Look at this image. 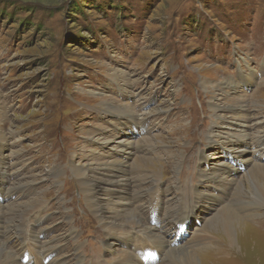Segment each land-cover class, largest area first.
<instances>
[{
	"label": "rangeland",
	"instance_id": "rangeland-1",
	"mask_svg": "<svg viewBox=\"0 0 264 264\" xmlns=\"http://www.w3.org/2000/svg\"><path fill=\"white\" fill-rule=\"evenodd\" d=\"M229 77L238 85L225 87ZM212 102L225 117H250L245 148L264 163V0H0V160L9 174L4 185L0 175V188H12L8 196L0 191V243L13 251L16 264H29L17 258L26 257L24 245L42 229L40 244L60 245L45 264H76L77 256L82 264H92L89 256L105 264L112 257L104 249L106 233L72 165L94 167L92 174L105 180V154L127 155L115 151L118 138L134 144L135 157L146 158L140 167H124L130 179L122 182L128 184L122 199H130L141 224L172 236L175 219L190 212L195 190L218 193L199 179L200 168L208 172L230 156L220 149L223 156L198 163L213 149L203 136ZM108 103L115 112L105 111ZM235 169L229 178L239 181L220 193L224 201L201 199L175 237V245L207 257L205 264H264V206L254 209L258 216L242 207L253 201L251 180L264 187V176L249 177L244 165ZM227 202L243 217L233 253L220 228L207 224ZM41 205L38 224L34 206ZM68 225L75 232L65 240ZM123 228L118 238L132 231ZM196 233L208 239L193 241ZM112 240L114 249L122 247Z\"/></svg>",
	"mask_w": 264,
	"mask_h": 264
},
{
	"label": "bare ground",
	"instance_id": "bare-ground-1",
	"mask_svg": "<svg viewBox=\"0 0 264 264\" xmlns=\"http://www.w3.org/2000/svg\"><path fill=\"white\" fill-rule=\"evenodd\" d=\"M112 75L114 76L113 73ZM225 80L226 81L224 82V84L225 87L227 88L231 86L234 87L235 84L238 85L237 81H234L233 78L231 77ZM202 82L204 83L205 86L210 87L213 90L214 86L212 84L211 85L208 84L209 81L208 82L202 81ZM215 86L217 85L215 84ZM224 93H226V91ZM238 96L240 97V95ZM238 96L236 95L233 99L237 100ZM106 102L107 101H104L103 103ZM107 105L108 107L105 110L106 112L113 113L116 111L114 106L110 105L109 103ZM208 106H209L208 108L214 113L213 114L214 121L212 118L208 121L209 124L207 125V128L203 130V136L205 137L206 143L209 144V146H212L213 149L209 151V154L205 156L200 155L198 158L199 161L198 163L206 164L209 161L208 157L216 158L217 156H223L220 153V149H225L227 152H229V155L232 156L233 159L237 158V160L230 161L231 160L229 158L230 156H226V161L219 162L215 168L210 169V171L208 172L206 171L205 168H200L199 179H201V181L203 182H212L213 183L212 188L214 187L218 191V193L212 194L209 193L208 190L207 191L205 190L201 191L200 189L195 190L194 199L191 203V208H190L191 210L189 213H192L193 210H195V208L200 204L201 202L200 200L206 197L213 199L215 202H219V203L223 202L224 199L222 198L220 193L225 194L226 192H228L227 189L230 186H232L233 183L239 181L237 177L229 178L230 172L231 173L236 172L237 169L235 168L238 165H244L245 166L244 171L247 170L246 174L249 175V177L251 178L253 173L254 174L257 173L261 176H264V163L260 162L259 157L256 158L252 157L248 152V150H246L245 148L246 146L245 137L251 132V131L248 132L249 130L248 127H250V123L248 122V120L250 117H247L242 112H235L233 113V115H230L229 117H225V115L216 113L217 111H219V109H222V107H220V105L217 104L216 102L209 103ZM123 110H127V108H123ZM238 110H241L240 107ZM219 124H224V126L220 127ZM218 128H225V129H218ZM117 129L119 130L120 127L119 128L115 126L113 127V130H116V134L119 132L117 131ZM232 138L237 139L238 143L232 141ZM128 141L132 142L133 140H128ZM239 141H241L242 143H239ZM114 143H116V145L114 146L116 149L115 151L120 153L127 150L126 152H124V154L127 153V155L125 157H120V159H117L116 153H114L113 156H110L109 154H105L107 158H103L104 160L102 159V161L100 162L101 174H104L107 177L105 180H104V176L102 175L97 174L99 175L97 176L95 173L96 175L95 176L94 174H92L94 167H89V166L87 167L85 165H80V164L72 165L73 166L72 169L75 173V176L77 177V180L80 186L82 187L83 196H84L83 198L85 202H87V206L89 210L98 220V222L103 226V229L106 233L104 237L106 238L107 242L105 244L106 246L104 249L105 251L110 252L112 254V257L103 259V262L105 264H156L158 262L161 263L164 260V258L165 260L168 259L167 264H205L206 262L205 260L209 261L207 257H204V260L198 259L197 255L195 254V250H193L192 247L191 249L174 244L177 241V239L175 240V237L181 234V231L185 224V219L186 217H188V215H190L189 213L185 215L183 221L179 220V218L178 220L177 218L175 219V221L177 222H176V226L174 227V233L172 236L160 235L159 233H157L158 229L154 225L145 226L141 224L138 214L133 209L134 207L132 202L129 201L130 199H128V197L127 200L122 199L123 197L120 195V193L123 186L126 185L125 182L124 183L122 182L128 181L127 183H129V179H130L129 177L128 178L126 177L127 170L124 167L131 166L132 164L139 165L138 167H140L141 161L145 160L146 158H143L141 156L135 157L134 152L132 153L133 151L132 149L134 145L133 143H129L124 139L121 140L120 138L116 139ZM215 151L216 153H213ZM256 151L257 150L251 149V152L253 154H256ZM74 153L75 152L73 153L70 152V156L72 154L71 157H73ZM108 157L109 158L111 157L112 160H109ZM57 159L55 160L53 158L55 162H58ZM128 161L130 162L128 163ZM60 164L62 165L63 163ZM63 165L65 166V164ZM55 169L56 168L52 170L53 173H56L58 171ZM111 169H114V171L111 172L110 171ZM0 170H1L0 172L1 184L4 185L5 182L7 181L6 178L8 177L9 174H6L4 169L2 170L1 160H0ZM122 176L125 178H123ZM251 184L253 191L252 192L250 191L251 192L250 194L254 202L251 200L248 201L247 203L250 205L242 202V207H245L246 211H251L247 214L254 213L253 215H256L257 213L258 216L260 215V213H258V211H255L254 209L259 206H264V187L258 181L251 180ZM238 186H240V184H238ZM0 191L1 192L4 191L3 193L6 194L5 196H8L11 194L12 188L9 189V188H5L4 186H1ZM113 196H115V198L117 199L114 200ZM108 201L111 203L112 205L111 207L105 206L106 202ZM221 206H220L221 208L216 210V213L214 215L210 216L207 219V224L211 226L215 224V226H218L220 228L226 240L225 244L227 247V251L233 253L232 250L234 247L236 248L237 245L236 239L242 227L243 217H241L242 215L240 216L239 214L234 212L228 202L225 203V205L223 204ZM42 209H43L42 205L36 207L34 206V214L39 213L40 210ZM4 215H5L4 206L0 204V223H1L0 234L2 232L1 229L2 222L3 219L5 218ZM174 215L176 216V213ZM257 216L251 219L252 222L258 219L256 218ZM42 219L43 217L41 215L36 214L35 222L38 223ZM125 225L131 226L132 231H130V233L127 234L126 236L122 235L120 238H118L116 231L123 230L124 229L123 226ZM68 229H69V235L66 236L65 240L73 239V235L75 232L73 225H68ZM41 231L42 229H39L38 231H35L34 229V237L32 236V234L30 235L29 241L31 240V242H29V246L24 245L25 249L28 248L29 250L26 251L27 258L24 257L23 255H20L19 258H17L19 261H21L20 259L25 258L29 264H45L43 260L48 254V252L55 251V247L60 246V245H54V246L50 245L46 247V244L44 245L40 244L38 233ZM113 238L119 240L122 246L121 248L118 249L113 248L114 245L113 243H115V240H112ZM198 238L201 239V243L205 242L204 241L205 239H208V237L202 233H196L192 236L193 241L198 242ZM149 254L157 258L155 260H150L149 258L146 257ZM161 255H163L164 258H162V260L161 259L158 260V256L160 257ZM94 257L91 258L89 256L90 263L92 264L100 263L98 258L96 256ZM77 258H78V262L76 264H82L83 263L82 258L78 256ZM216 258H217V254L216 256H214L213 260H216ZM121 261H123L124 263H122ZM52 262H51L52 264H66V262L63 261L62 259ZM0 264H16V256L14 255L13 251L9 250L4 243H0Z\"/></svg>",
	"mask_w": 264,
	"mask_h": 264
}]
</instances>
